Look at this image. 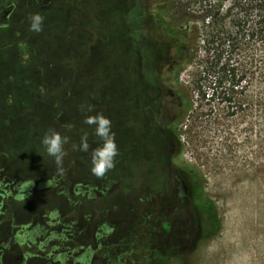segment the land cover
Masks as SVG:
<instances>
[{
    "label": "rangeland",
    "instance_id": "rangeland-1",
    "mask_svg": "<svg viewBox=\"0 0 264 264\" xmlns=\"http://www.w3.org/2000/svg\"><path fill=\"white\" fill-rule=\"evenodd\" d=\"M9 2L0 0V22L8 7L14 11L0 28V81L21 68L23 75L32 71L33 91L48 87L34 93L45 102L44 110L13 105V120L4 107L6 95H0V195L10 191L13 196L2 200L1 209L12 222L51 207L69 210L74 220L88 215L95 232L113 233L111 246L106 245L112 250L101 249L92 263L116 264L131 250L140 210L151 225V249L157 253L151 264H264V119L259 106L249 102L228 122L219 119L222 109L218 111L221 106L214 98L221 90L212 84L213 76L199 71L202 54H195L179 73L169 67L174 53L163 42L169 38L156 31L153 21L158 1ZM35 13L44 17L40 33L29 31L28 17ZM166 13L169 17V9ZM179 21L196 24L183 16ZM199 79L207 86L206 95H214L210 101L208 96L202 99L194 82ZM178 85L195 101L193 111L177 126L179 138L169 133L166 94L161 90ZM250 91L257 96L262 92L260 80ZM174 113L169 108V120ZM97 115L110 121L117 146L114 167L102 177L91 169L93 151L103 141L95 134L96 125L84 122ZM49 129L68 138L62 172L34 138ZM85 136L89 147L81 151ZM30 147L43 153L28 152L22 158ZM179 164L196 165L204 175V193L219 220L218 231L208 239L203 238L190 197L181 201L180 184L189 189ZM3 168L7 176L23 181L5 178ZM24 183L29 192L36 190L30 197L25 192V199L17 202L14 197ZM1 221L4 232L8 219ZM9 246L10 255L24 252L22 246ZM28 251L29 263L45 262L44 250L30 246Z\"/></svg>",
    "mask_w": 264,
    "mask_h": 264
},
{
    "label": "trees",
    "instance_id": "trees-1",
    "mask_svg": "<svg viewBox=\"0 0 264 264\" xmlns=\"http://www.w3.org/2000/svg\"><path fill=\"white\" fill-rule=\"evenodd\" d=\"M157 1L158 10L153 16V21L156 23V31L169 38L168 44L163 40L164 44L169 46V51L174 53V56L169 57V67L179 73L190 64L195 54H202L199 71L201 69L203 74L213 76L212 84L221 91L218 97L214 98V95H206L207 86L201 83V78L194 82L199 92L203 93L202 99L208 96V101L213 98L217 100L221 106L218 111L222 109L219 119L228 122V118L237 116L238 107L244 109L249 102L259 106L261 117L264 119V0ZM168 9L169 17L166 15ZM180 16L190 21L195 20L196 24L180 25ZM21 71V68H17L15 75L6 83L13 91L9 94L3 93V96L6 95L4 107L12 120L14 116H10V111L13 105L30 101L33 104L31 108L36 111L34 102L39 101V97L34 98V93L39 94V90L33 91V79L29 78L32 71L27 74L29 76L23 75ZM259 80L262 92L258 96L254 92L252 95L250 88ZM5 88L6 85L1 88L0 95ZM21 88L24 92L20 91ZM247 93L251 95L247 96ZM194 104L195 101L187 96L182 85L169 89V108L175 112L169 120L171 136L179 138L177 126L193 111ZM32 133L33 130L29 135ZM194 137L198 138L196 135ZM226 141L228 142L227 139ZM193 151L197 152L195 149ZM178 166L188 185V196L198 210L203 238L208 239L218 231L219 220L215 205L204 193V175L196 165ZM137 215L141 223L135 230L131 250L123 259L119 258L116 264H151L157 258L156 251L151 249V225L144 219L140 210H137ZM76 264H80V261Z\"/></svg>",
    "mask_w": 264,
    "mask_h": 264
},
{
    "label": "flooded vegetation",
    "instance_id": "flooded-vegetation-1",
    "mask_svg": "<svg viewBox=\"0 0 264 264\" xmlns=\"http://www.w3.org/2000/svg\"><path fill=\"white\" fill-rule=\"evenodd\" d=\"M166 44L169 42L166 41ZM162 61V59H160ZM163 93L166 94V116L167 121L169 123V90L168 89H161ZM160 115L164 116V111H160ZM162 116V117H163ZM23 185H26L24 188V193H28V183H24ZM184 184L181 183L179 189H181L180 196L182 200V203H185L188 198V191L184 189ZM12 195L10 191L5 192V194L0 195V215L5 216L8 221L12 222L10 219V215L3 213V210L1 209L3 204V199H12ZM17 195L14 197V200H23V199H17ZM25 197V196H24ZM8 207V203H7ZM47 222L43 225H21L20 227L16 228L14 232L11 234L9 238L5 240V242L0 243V264L3 263L5 251H9V244H14L18 246H22V249L24 248V252L22 251L21 258H20V264H28L30 253L28 249L30 246L37 247L39 250H44V259L45 263H54V264H65L68 259L72 260V264H76L78 261H80V264H92L94 256V251L91 246H79L76 244V239L78 235L77 229L74 227V223L70 224H63L62 219L58 215H48L47 216ZM13 223V222H12ZM103 229V225L101 226ZM101 233L99 231L95 232V238L99 240L100 238H103L104 231L101 230ZM73 244L72 247H69L67 245H63V243H69ZM69 256V257H67Z\"/></svg>",
    "mask_w": 264,
    "mask_h": 264
},
{
    "label": "crops",
    "instance_id": "crops-1",
    "mask_svg": "<svg viewBox=\"0 0 264 264\" xmlns=\"http://www.w3.org/2000/svg\"><path fill=\"white\" fill-rule=\"evenodd\" d=\"M18 1H16L15 3H17ZM15 3H14V1L10 0L9 5L10 6L11 5H15ZM7 9H8V11L5 12V14L1 17L0 28H3V26H5V24H2V23L8 21L12 17V15L14 13L13 9H11L9 7ZM2 49H3L2 46H0V51ZM14 52H15V63H16L18 52L16 50H14ZM11 77H12V73H11V75H7L4 78V80L1 79V81H0V90L4 86V83L5 82L7 83L9 78H11ZM47 88L48 87H41V88L39 87V88H37L35 90H41V89L46 90ZM5 89L6 90L4 92H2L4 94H9L10 92L13 91V88L11 86H9V85L6 86ZM31 105H33V104L30 101H25V102H22L21 104H19L20 108H22L23 110L29 108ZM34 106L37 108V110H41L42 111L45 108V102L44 101H42V102L41 101L34 102ZM32 136L33 135H31V138L33 139ZM42 137H43V135L37 134L34 138L37 140V142H40ZM13 140L14 141L18 140V136L16 135ZM29 140H31V139H29ZM42 151H43V149L41 150L38 147H32V148H29V150L26 149L25 151H23L22 154H21V157L23 158L26 155H28L29 154L28 152H32L34 155L35 154L39 155V154L43 153ZM16 161H18V159ZM4 170H5V178H8L11 181H15V180L23 181V178L20 179V178H16V177L7 176L6 175V168H3V171ZM38 189H40V188L38 187ZM34 190H36V189L34 188L30 192L28 190V196L27 197H30V194L31 193L33 194V192H35ZM15 201H17V200H15ZM19 201H21V200H19ZM19 201H17V202H19ZM55 208L56 207H51L50 208L51 210L39 209L41 211H35L33 214L29 215L28 217H26L24 220H21V221H15L13 223L10 222V221H6L5 222L6 223L5 227H7V229L4 232L1 229V226L4 224V223H2L1 220L5 216L0 215V243L1 242L2 243L5 242V240L7 238H9L11 236V234L14 232V230L16 228L20 227L21 225H25V224H29V225H40V224H42L43 225L44 223H46L48 221L47 220V216L48 215H51V216L58 215L60 217V219H62L63 224L74 223L73 225H74L75 229H77V231H78L77 239L79 240V243L77 245L84 246V247L91 246L95 250L94 254L98 253L99 251H101V249H105V248L106 249H110L111 248V250H112V247H109V246H111L109 241L111 240L110 238L113 235L112 232L109 233L108 235H105V233H104L103 234V238H100L99 240H97L95 238V225L92 224L91 218L88 217V215H85L82 218H78L77 220H74L73 218H71L68 215L69 210H68V212H64L62 210L59 212L57 210H54ZM56 211L59 212V213H56ZM100 234H102V233H100ZM70 244H71V242H70ZM106 245H109V246H106ZM8 253H9V251H5L4 252V254L5 255L7 254L8 257L4 258V261H3L2 264H20L21 253L18 252L15 255H10ZM95 255H97V254H95ZM94 258H95V256H94ZM94 258H93V260H94ZM28 264H33V263H28ZM34 264H39V263L36 261V263H34ZM41 264H46V263L44 262V263H41ZM48 264H54V263H48Z\"/></svg>",
    "mask_w": 264,
    "mask_h": 264
},
{
    "label": "clouds",
    "instance_id": "clouds-1",
    "mask_svg": "<svg viewBox=\"0 0 264 264\" xmlns=\"http://www.w3.org/2000/svg\"><path fill=\"white\" fill-rule=\"evenodd\" d=\"M29 31L34 33H40L44 22V17L39 13L32 14L28 17ZM88 125L95 124V134L103 141L102 146L93 151L92 155V173L97 177H102L106 171L111 170L114 167V158L117 155V146L114 143L113 134L110 132V121L101 115L96 117H87L84 121ZM87 137H82L80 150L87 151L88 144L86 142ZM68 143L67 137H62L54 129H49L45 132L41 139V145L44 147L48 156L53 158L54 163L57 166V170L62 172L63 159L66 155L63 145ZM75 147V146H74ZM50 182L48 181V184ZM48 186V185H47ZM26 185L20 186V194L17 195V199H25L24 188Z\"/></svg>",
    "mask_w": 264,
    "mask_h": 264
},
{
    "label": "water",
    "instance_id": "water-1",
    "mask_svg": "<svg viewBox=\"0 0 264 264\" xmlns=\"http://www.w3.org/2000/svg\"><path fill=\"white\" fill-rule=\"evenodd\" d=\"M184 189H185V191H186V187H184ZM180 192H181V189H180ZM187 192V191H186ZM181 197V196H180ZM183 199H181V201H182Z\"/></svg>",
    "mask_w": 264,
    "mask_h": 264
}]
</instances>
